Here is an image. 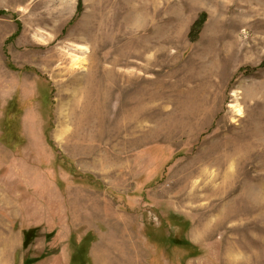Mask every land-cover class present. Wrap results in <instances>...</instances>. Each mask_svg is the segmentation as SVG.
<instances>
[{"label": "rangeland", "instance_id": "374dc122", "mask_svg": "<svg viewBox=\"0 0 264 264\" xmlns=\"http://www.w3.org/2000/svg\"><path fill=\"white\" fill-rule=\"evenodd\" d=\"M0 12L13 264H264V0Z\"/></svg>", "mask_w": 264, "mask_h": 264}, {"label": "crops", "instance_id": "0c3cea01", "mask_svg": "<svg viewBox=\"0 0 264 264\" xmlns=\"http://www.w3.org/2000/svg\"><path fill=\"white\" fill-rule=\"evenodd\" d=\"M12 238L10 237L9 232L3 233V242L0 239V264H13L14 263V257L13 252L14 249L12 247L13 243L11 242ZM12 248V251H9V248ZM7 253L10 254L11 258H9V261H5Z\"/></svg>", "mask_w": 264, "mask_h": 264}, {"label": "bare ground", "instance_id": "6f19581e", "mask_svg": "<svg viewBox=\"0 0 264 264\" xmlns=\"http://www.w3.org/2000/svg\"><path fill=\"white\" fill-rule=\"evenodd\" d=\"M121 60H122L121 55H120L119 58H116V60H115V65H114L115 68H116L117 66H119ZM102 68H104V67H102ZM115 68H114V69H115ZM104 69H105V68H104ZM107 71H108V70H107ZM100 77H102V76H100ZM102 78H103V77H102ZM102 78H101V79H102ZM103 79H104V78H103ZM109 82H111V81H109ZM115 82H116V84H115V88H116V90L121 91V89H123V81L121 80L119 73H116V74H115ZM109 88H110V87H109ZM107 91H108V90H107ZM109 91H110V89H109ZM101 100H103V99L101 98ZM58 135H59V134H58Z\"/></svg>", "mask_w": 264, "mask_h": 264}, {"label": "trees", "instance_id": "16d2710c", "mask_svg": "<svg viewBox=\"0 0 264 264\" xmlns=\"http://www.w3.org/2000/svg\"><path fill=\"white\" fill-rule=\"evenodd\" d=\"M0 14H1V12H0Z\"/></svg>", "mask_w": 264, "mask_h": 264}]
</instances>
